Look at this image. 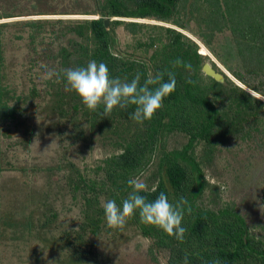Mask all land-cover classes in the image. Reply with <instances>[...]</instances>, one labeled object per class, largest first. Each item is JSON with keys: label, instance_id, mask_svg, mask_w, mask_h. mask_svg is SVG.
<instances>
[{"label": "trees", "instance_id": "16d2710c", "mask_svg": "<svg viewBox=\"0 0 264 264\" xmlns=\"http://www.w3.org/2000/svg\"><path fill=\"white\" fill-rule=\"evenodd\" d=\"M44 1L47 3L41 6L45 4L51 9L43 13L97 16L0 22V39L9 25L26 28L30 48L38 57L42 56L41 69H53L52 78L46 82L51 97L47 108L58 121L70 123L65 128V138L88 145L96 133L105 153L100 164L88 173L70 160L36 168L52 173L65 171L64 187L74 203L80 204L83 221L79 229L75 235L66 231L67 237H73L60 239L64 242L57 248L77 250L75 242H91L104 229L123 237V229L131 226L151 241V248L167 253L168 264H264V239L250 230L245 216L233 203H217L221 199L220 185L206 175L207 170H215L218 152L229 143L253 141L255 149L262 147L264 99L250 90L264 96V0H95L91 10L75 9L73 4L80 0H72L64 9L50 0ZM13 10L14 7L1 9L0 19L15 16ZM105 17L110 19L108 27L104 25ZM125 18L152 19L171 26ZM193 19L196 39L248 89L224 74L197 41L175 28L188 29L187 24ZM118 26L140 36L134 47L141 49L143 56L118 48ZM16 37L23 38L21 34ZM89 59L105 62L111 74L121 79L130 80L141 73V83L149 73H164L166 80L171 72L176 78L175 90L164 98L163 106L152 119L143 124L129 118L134 106L127 110L115 108L103 116V106L95 112L89 110L63 76L65 69L84 65ZM177 59L183 63L176 64ZM207 61L223 75V80L203 71ZM2 62L0 54V66ZM1 82L0 79V124L15 120L19 125L22 121L18 119L17 104L23 96L17 95L15 103L9 104L15 93H10V88ZM247 158L256 159L252 152ZM250 163L252 168H258L254 161ZM147 171L144 182L151 189L145 193L149 200L160 191L173 202L184 197L183 239L143 223L138 213L128 217L121 227L107 225L102 202L116 199L119 203L131 191L127 181ZM208 189L214 195L212 205L202 201ZM31 196L33 201L27 203L32 206L24 203L21 217L15 209L3 210L0 201V239L17 243L30 239L28 236L39 237L33 231L45 234L52 221H56L55 206L44 200L37 204L41 195L36 191ZM88 234L90 239L85 238ZM40 242L48 248L53 246L52 237ZM75 254L68 255L62 264H84L83 255Z\"/></svg>", "mask_w": 264, "mask_h": 264}, {"label": "rangeland", "instance_id": "374dc122", "mask_svg": "<svg viewBox=\"0 0 264 264\" xmlns=\"http://www.w3.org/2000/svg\"><path fill=\"white\" fill-rule=\"evenodd\" d=\"M50 1L60 9L69 7L72 2V0ZM41 3L47 2L44 0H0V11L3 8L14 7L13 13L15 14L13 17L0 19V22L12 24L28 19L97 16L78 12L43 13V10L51 8L45 4L41 6ZM73 5L75 9L88 8L91 10L94 8L95 0H80ZM125 20L134 19L125 18ZM138 20L150 24H164L152 19ZM165 25L171 26L167 23ZM187 26L188 29L175 28L197 41L209 59L221 68L217 59L196 39L193 33L196 28L195 20H191ZM115 31L120 50L125 52L128 49V53H133L132 55L143 56L142 50L134 47L140 38L139 35H131L121 26L116 27ZM20 34L23 38L16 37ZM142 40H145V37ZM28 43L26 28L21 25H9L1 33L0 54L3 56L2 66H0L1 83L10 88V93H15L9 104L15 103L14 97L17 95L26 97V99L21 101L23 99L21 98L17 104L20 114L18 119L22 121L21 124H16L15 120L0 124V201L3 210L7 207L9 210L15 209L18 212L17 215L21 217L20 210L25 206L23 204L32 206L27 201H33L31 193L36 191L41 195L40 202L38 201L37 204L44 200L47 204L55 206L53 210L57 217L45 234L41 230L33 231L32 234L39 237L28 236L30 239L19 240L17 243L0 239V264H62L63 259H66L72 252L81 253L83 255L81 262L84 264H168L167 253L156 247L151 248V241L133 230L131 226L123 229V237H119V234L113 230L105 232L106 229H104L91 242L87 241L85 244L75 242L77 250L57 248V245L64 242L60 239L70 240L73 237H67L66 231L75 235V231L79 229L83 221L80 204L74 203L69 190L64 187L63 174L65 171H53L52 173L46 170L39 171L36 168L55 166L58 163L63 164L65 160H70L83 170L86 169L88 173L90 169L100 164L105 153L96 133L92 137L93 141L88 145L82 141L73 143L71 139L65 138V128L69 127L70 123L63 122L62 119L58 121L47 108L49 103L51 105V97L46 82L52 78L53 69L49 66L41 69L42 61L39 58L42 56L38 57ZM206 63L211 65L209 61ZM226 73L229 74L228 71ZM229 76L232 77L230 74ZM232 78L240 86H244L237 79ZM252 92L264 99V96ZM260 142L262 147H257L259 150L255 149L253 141H242L240 145L237 142L236 144L229 143L225 149L222 147L217 154L218 162L213 167L215 170H207L206 175L211 182L220 185L221 199L217 203H233L236 210L245 216L251 227L250 230L264 239V160L260 159L261 157L264 159V134ZM251 152L260 161L257 162L253 158L249 160L247 156ZM252 161L258 168H252L250 163ZM148 174L149 171L141 176L143 181ZM212 197L214 198V195L211 189H208L202 201L207 205H212L210 203ZM51 237L53 246L50 248L40 242ZM89 237L88 234L85 238ZM72 264H80V262L73 261Z\"/></svg>", "mask_w": 264, "mask_h": 264}, {"label": "clouds", "instance_id": "9594fccd", "mask_svg": "<svg viewBox=\"0 0 264 264\" xmlns=\"http://www.w3.org/2000/svg\"><path fill=\"white\" fill-rule=\"evenodd\" d=\"M175 63L181 64L183 61L177 59ZM167 75L168 79L165 80L164 73H149L143 83L141 73H136L130 80L121 79L111 74L105 62L95 59H89L84 65L69 67L63 73L67 86L81 98L89 110L95 112L102 105L103 116H108L115 108L127 110L134 106L129 112V118L139 124L151 120L163 106L164 98L175 90V75L171 72ZM127 183L131 186V191L119 203L116 199L102 202L107 225L121 227L128 217L138 213L143 223L157 226L178 240L183 239L186 228L183 225L181 204L184 197L173 202L164 191H160L155 199L149 200L145 193L151 189L142 180L141 174L131 177Z\"/></svg>", "mask_w": 264, "mask_h": 264}, {"label": "water", "instance_id": "95a60500", "mask_svg": "<svg viewBox=\"0 0 264 264\" xmlns=\"http://www.w3.org/2000/svg\"><path fill=\"white\" fill-rule=\"evenodd\" d=\"M109 22H110V19L108 17H105L104 18V25H105V27H108L109 26ZM202 69H203V71L206 74L214 77L217 80H223L224 79L223 75L221 73L215 71L209 63H205L203 65V68ZM221 70L224 72V74H228V73H226L227 70L225 71V69L223 67H221ZM228 76H229V74H228ZM244 88H246V87H244ZM246 89H248V88H246Z\"/></svg>", "mask_w": 264, "mask_h": 264}]
</instances>
